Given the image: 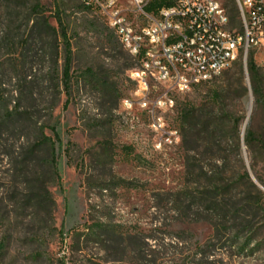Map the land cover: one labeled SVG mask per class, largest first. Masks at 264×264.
<instances>
[{"label": "rangeland", "instance_id": "374dc122", "mask_svg": "<svg viewBox=\"0 0 264 264\" xmlns=\"http://www.w3.org/2000/svg\"><path fill=\"white\" fill-rule=\"evenodd\" d=\"M59 19L72 50L67 94ZM231 28L242 29L238 13ZM250 56L264 98L262 40L246 62L175 97L161 114L180 136L169 144L149 114L121 107L136 62L98 10L0 0V118L19 105L61 138L57 173L47 151L28 162L26 119L0 123V264H264V101Z\"/></svg>", "mask_w": 264, "mask_h": 264}, {"label": "built area", "instance_id": "2783aa9c", "mask_svg": "<svg viewBox=\"0 0 264 264\" xmlns=\"http://www.w3.org/2000/svg\"><path fill=\"white\" fill-rule=\"evenodd\" d=\"M99 11L121 45L135 60V88L121 101L124 111L138 107L153 118L164 141L179 142L162 113L173 112L177 95L211 81L236 61L246 62L251 48L264 40V0H236L242 29L231 28L221 0H80Z\"/></svg>", "mask_w": 264, "mask_h": 264}, {"label": "trees", "instance_id": "16d2710c", "mask_svg": "<svg viewBox=\"0 0 264 264\" xmlns=\"http://www.w3.org/2000/svg\"><path fill=\"white\" fill-rule=\"evenodd\" d=\"M224 1L226 3L225 4L226 8L230 7V12L233 18H235L236 13L239 14L238 8H235L233 4L235 0H224ZM83 5L87 9H93L89 6H86L85 4ZM161 5L162 4L159 0H155L153 1V3H151V5L147 9L148 11L156 12L157 9L161 7ZM59 25L61 26V33L60 35L55 34V36H56V41H58V39L61 38V44L63 45L65 49V61H64L63 76H62L61 82L64 88V92L67 94L69 93L70 88H71L70 73H71L72 50H71V44L69 40L67 39L66 30L64 26L62 25L61 19H59ZM49 28H51L53 32H56V28L50 27V26ZM53 55L55 58V63L58 64V60H57L58 52H55ZM248 70H249V76H250V82H251V89L255 96L256 103L259 105L264 101L263 94H262L263 93L262 92V79H261V75L259 73V70L252 56H250L248 60ZM59 87L60 85H57V88ZM0 97H1V94H0ZM67 105H68V101L65 102L64 107H67ZM35 116H36L35 112H27V111L19 112V105H16L10 112H7L5 117L0 118V123L2 124L9 123V122L11 123V121L12 120L14 121L16 117L17 119L19 118L26 119L29 122L30 127L33 128L32 131L28 133L27 139H26L27 153H28V156L32 157V158L29 157L28 162L29 163L32 162L31 160H33L34 158L37 159L38 156L43 151L45 152L47 151V153L49 152V155L51 157L50 163L51 165L55 166V171L57 172L56 150H57V146L61 144V138L55 126L45 125L41 123L40 120ZM194 117H195V111L191 108L189 109L188 107H184L178 113L179 120L185 124H188L189 126L193 124ZM46 128L51 130L52 135H48L45 132ZM253 140H254V133L251 131H248L246 138H245L246 145L251 146V143H253ZM241 179L248 181L249 180L248 174L246 173L243 174L241 176ZM252 185L255 186L254 184ZM43 193L44 195H47V196L49 195V192L46 189L44 190ZM258 201L252 202V201L247 200L245 208L250 209V208L257 207L256 205L259 204ZM234 212H235V215L239 214L237 209Z\"/></svg>", "mask_w": 264, "mask_h": 264}]
</instances>
